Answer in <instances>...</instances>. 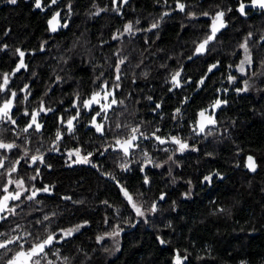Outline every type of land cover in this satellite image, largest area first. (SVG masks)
Masks as SVG:
<instances>
[{
	"label": "trees",
	"instance_id": "trees-1",
	"mask_svg": "<svg viewBox=\"0 0 264 264\" xmlns=\"http://www.w3.org/2000/svg\"><path fill=\"white\" fill-rule=\"evenodd\" d=\"M40 3L36 8V0H0V84L8 77L0 105L17 93L10 113L15 123L0 120V142L16 145L0 149L5 161L0 188L14 166L10 178L24 180L27 195L44 186L50 193H39L35 201L22 197L18 214L0 222V232L16 235L10 230L19 224L21 231L40 237L55 232L59 239L62 229L87 221L54 243L43 264H174L177 255L182 264H264V42L257 43L264 37V14L244 20L229 0ZM175 3L184 4V12H173ZM219 11L225 13L226 27L204 54L193 55L209 34L204 13ZM57 12L59 23L67 26L51 34L48 21ZM249 33L251 63L240 75V45ZM17 49L25 54V67L19 70ZM120 60L124 63L117 73ZM213 64L217 67L209 72ZM177 71L180 87H173ZM229 75L236 77L232 83ZM202 78L205 84L197 88ZM244 81L247 91L238 92ZM103 87L117 104L98 119L105 127L101 135L90 125L98 107L88 112L82 104ZM217 99L225 103L215 108V124L200 132V112L208 115ZM41 102L53 111L38 116L40 131L25 132L31 115L24 113L38 111ZM177 108L181 111L173 118ZM77 109L80 115L70 133L67 121ZM117 123L128 127L117 130ZM135 126L150 138L138 140L125 156L115 140ZM154 132L164 144L152 137ZM173 136L188 148L179 151ZM76 149L79 156L72 154ZM32 156L42 157L43 163H33ZM86 156L90 163L73 162ZM206 176L211 179L205 181ZM8 187L16 191L14 184ZM45 214L51 218L45 221L47 231L34 224ZM9 247L7 254L0 249V264L19 250Z\"/></svg>",
	"mask_w": 264,
	"mask_h": 264
},
{
	"label": "snow or ice",
	"instance_id": "snow-or-ice-1",
	"mask_svg": "<svg viewBox=\"0 0 264 264\" xmlns=\"http://www.w3.org/2000/svg\"><path fill=\"white\" fill-rule=\"evenodd\" d=\"M9 3L15 4L16 0H8ZM126 2V0H125ZM51 3L54 5L57 3V0H51ZM249 5H246L245 3L241 2L239 4V7L237 11L240 13L241 16L246 15V9ZM250 6L253 8H259L261 10H264V0H250ZM36 8H41V3L40 0H36L35 4ZM177 7L181 10L184 11L185 5L184 4H178ZM231 11V9H229ZM205 16H208L209 14L207 12L204 13ZM224 16L225 13L223 11H219L215 14L214 17H212V25H211V30L210 34L206 36V38L200 42L197 47L195 48V52L193 55H202L205 53L207 50V46L216 38V34L222 29L226 27V24L224 23ZM59 17L60 13H55L52 18L48 21L49 24V30L52 32L57 31L58 27H66L67 25H61L59 23ZM153 28L157 27L156 24L152 25ZM132 26L126 25L125 26V31L130 32ZM251 38V33H249V37L245 39V42L240 45L241 48L244 49L245 51V59L241 61V64L238 66V71L241 73H244V65L246 63L250 64L251 59L250 56L248 55V44L247 41L248 39ZM113 39H117V37H113ZM264 39V37H262ZM17 52L19 53V56L21 57V62L17 65V70L20 68L25 67L23 63V57H24V52L20 51L17 49ZM189 59H192V57H189ZM124 63V60H120L119 63L116 66V71L119 73L120 71V65ZM217 67V64H213L209 67L208 71L212 72L213 69ZM181 73L177 71L174 73L171 77V81L173 84V87H180V82H179V77ZM120 76L117 75L116 80L119 81ZM228 82L232 83L235 81L236 77L229 75L228 76ZM8 84V77L7 75L4 76L3 84H0V92L5 91V88ZM205 84V79L202 78L198 84L197 88H200L202 85ZM116 87L118 88L119 85L117 84ZM25 88H27V85H25ZM103 91V96L101 95V92H94L91 96L90 99L84 100L82 107L86 110L92 111L93 105L100 104V111L96 112V115L92 117V120L90 122L91 127H94L97 133H100L101 135H104L105 127L104 124L98 123L97 122V117L101 116L102 114L107 116V112L109 109H111L114 105L117 104V101L115 99H111L110 102L108 103H103L101 104V100L108 101L110 97L113 96V93L111 91H105L104 88H102ZM171 91V89H170ZM237 91H247V88L244 89H237ZM12 98L15 99L17 97V93L13 92ZM13 99H8L5 100L3 105H0V120H5L8 119L12 123H15V121L11 120V111L13 108ZM151 99V97H149ZM25 100H27V96H25ZM119 103H123V101H120ZM222 103H225L224 101L217 99L214 104L212 105L213 108H218L222 105ZM73 107L75 108L76 105L74 104ZM156 108H160V105L157 104ZM46 111H53L52 109H45L43 107V102H41V107L39 108L38 111L32 112L29 114L28 112H25V115H31V123L28 124V127L24 129L25 132L28 131L29 128H34L37 132L40 131L41 125L40 123L37 122V117L40 115V113L46 112ZM180 109H176V113L174 114L173 118H176L177 115L180 113ZM207 110L201 111L200 116L203 118L202 121L199 124V130L200 132H204L205 128L207 125H214L215 120L212 118L211 115H205ZM80 115L79 109H77V116L72 117L67 121V130L68 132H73L75 129V125L73 121H75L78 116ZM63 123V121H62ZM116 129L119 130L121 128H127V125H122L121 123L116 124ZM157 131H159L157 129ZM152 137H154L159 144H164L165 140L161 139V137L156 136L155 132L152 133ZM150 137L146 136L143 132H141L139 126L132 127L129 131V134L125 138H117L115 140V145L117 146L118 151H122L125 156H128L130 154V150L134 149L138 145L136 142L140 139H149ZM61 139V133L58 131L56 133V140L59 141ZM171 142L177 144L179 146V151L183 152L188 148V145L184 142H182L179 138L173 136L171 137ZM14 147H16L15 144L12 143H3L0 142V149H5V150H11ZM111 147V146H110ZM107 151V149H106ZM79 149H76L74 153L77 156H79ZM70 154V155H72ZM92 155L89 153V156ZM103 155V153H101ZM147 155V154H145ZM6 159V158H5ZM32 162L35 163L36 161H40L43 163V159L40 156H32ZM172 157L169 156V160H171ZM74 163H90V160L88 157H83L80 158L76 161H73ZM4 159H0V168H4ZM19 163V162H17ZM148 163H151V160L148 161ZM159 167L160 165H156ZM248 167L250 170L254 171L255 170V162L253 161V158L251 156L248 157ZM122 170H127V165L122 164L121 165ZM143 171V168L141 169ZM16 172V168L13 166L10 170H8V176L9 179L7 180V183L3 185L2 188H0V191L4 193V195L0 196V222H9V218L11 216H16L17 209L21 207L23 204V199H27L28 201H35L38 194L43 192V193H50V187L49 186H44L43 188H34V190L31 191L30 195H27V189H25V181L24 180H14L11 179V174ZM0 175H3V173H0ZM37 175H39V171H37ZM30 180L36 179L35 176L29 177ZM205 181H209L211 178L206 176L204 177ZM145 183H148V178L145 177L144 180ZM15 184L16 188L18 190L16 191H9V185ZM120 191L124 195V197L128 200L129 204L132 205V207L136 210L137 215H143V212H141L140 208L137 207L135 203H133L131 195H129L128 191L121 187ZM23 197V199H22ZM163 199V195L160 197ZM65 199H70L69 197H65ZM19 201L20 203H10V202H17ZM156 207L155 204L152 206V211H155ZM54 215V214H53ZM45 221H48L49 223L51 222V218L45 214L43 216V219H36L34 221L35 225H39L40 228H43L45 231H47V226L45 225ZM87 224V221L84 222L82 225H77L74 228L67 229V230H61L62 235L60 236L59 239H57V234L55 232H49L46 237H40L36 236L34 234V231H21V225L17 224L15 228L11 229V232L17 233L16 235H9L6 237V234L4 232H0V237H6L3 240H0V249L4 250L5 254L8 252H11L12 249L9 247L15 246L19 250L15 251L13 255L8 257L6 259L5 264H43V262L47 259L48 253L50 251L51 246L54 243H59L60 240L66 239L68 237H71L74 232L79 231L81 227H84ZM38 231V229L36 230ZM98 241L102 239V237L97 238ZM31 241V243H29ZM163 243V241H161ZM184 259H187L185 257ZM48 264H52L50 260H48ZM174 264H182L181 257L179 255L176 256Z\"/></svg>",
	"mask_w": 264,
	"mask_h": 264
},
{
	"label": "flooded vegetation",
	"instance_id": "flooded-vegetation-1",
	"mask_svg": "<svg viewBox=\"0 0 264 264\" xmlns=\"http://www.w3.org/2000/svg\"><path fill=\"white\" fill-rule=\"evenodd\" d=\"M131 0H126V2H125V0H116V2H118V3H120L122 6L124 5V4H127L128 2H130ZM229 1H231L233 4H234V11H235V13L240 17V18H242V19H249V18H251V17H256V16H260V15H262V14H264V10H261V9H259V8H253V7H251L250 6V0H229ZM241 2H243V3H245L246 5H249L248 7H247V9H246V15H244V16H241L240 15V13L237 11V9H238V7H239V4L241 3ZM177 5H178V3H175V7H174V10H173V12H177L178 10H179V8L177 7ZM182 12H184V11H182ZM215 16V14L214 15H208V16H204V18L209 22V34H210V30H211V25H212V17H214ZM224 23L226 24V21H225V19H224ZM223 29V28H222ZM221 29V30H222ZM220 30V31H221ZM208 34V35H209ZM218 34V33H217ZM264 42V39H262V37L260 38V40L257 42V43H259V44H261V43H263ZM245 51H244V49L243 48H241V53H242V57H243V53H244ZM248 55L250 56V59H251V57H252V54H251V47H249L248 46ZM242 59V58H241ZM21 62V61H20ZM19 62V63H20ZM249 67V66H248ZM104 88V87H103ZM244 88H247L248 89V87H245L244 86ZM104 90H105V88H104ZM106 91V90H105ZM101 95L103 96V91L101 92ZM111 98L112 97H110L109 98V100L108 101H104V100H101V104H103V103H108V102H110L111 101ZM98 107L97 108V112L98 111H100V104H97V105H93V108L94 107ZM217 109V108H216ZM215 111V108L213 109V111H209L208 113V115H211L212 116V118H213V115H214V112ZM88 112H89V110H88ZM95 115H96V112H95ZM102 116H104L103 114L101 115V116H99V117H97V122H98V119L100 118L101 120L102 119H104V117H102ZM206 116H207V113H206ZM39 120V117H37V121ZM202 121V119H200V122Z\"/></svg>",
	"mask_w": 264,
	"mask_h": 264
},
{
	"label": "rangeland",
	"instance_id": "rangeland-1",
	"mask_svg": "<svg viewBox=\"0 0 264 264\" xmlns=\"http://www.w3.org/2000/svg\"><path fill=\"white\" fill-rule=\"evenodd\" d=\"M245 55H246V54H245V52H244L241 61H243V60L245 59ZM241 61H240L239 65L241 64ZM239 65H238V66H239ZM249 65H250V64L246 63V64L244 65V69L246 70V68H247ZM238 66H237V68H236V72H237L238 74H240V75H241V74H244L245 71H244V73H241L240 71H238ZM243 84H244L245 87H248L247 81H244ZM86 157H87V156H86ZM78 159H80V157H78L76 160H78ZM14 186H15V184H14ZM15 190H18V189L16 188V186H15ZM181 261L183 262L182 259H181Z\"/></svg>",
	"mask_w": 264,
	"mask_h": 264
},
{
	"label": "water",
	"instance_id": "water-1",
	"mask_svg": "<svg viewBox=\"0 0 264 264\" xmlns=\"http://www.w3.org/2000/svg\"><path fill=\"white\" fill-rule=\"evenodd\" d=\"M49 25V24H48ZM53 32L51 31V34H52Z\"/></svg>",
	"mask_w": 264,
	"mask_h": 264
}]
</instances>
